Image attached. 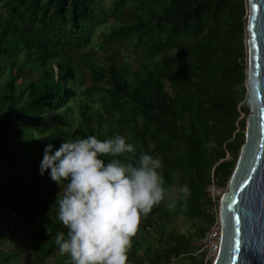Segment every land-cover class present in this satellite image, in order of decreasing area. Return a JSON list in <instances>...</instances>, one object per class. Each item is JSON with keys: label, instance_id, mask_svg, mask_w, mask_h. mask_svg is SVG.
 I'll return each instance as SVG.
<instances>
[{"label": "trees", "instance_id": "1", "mask_svg": "<svg viewBox=\"0 0 264 264\" xmlns=\"http://www.w3.org/2000/svg\"><path fill=\"white\" fill-rule=\"evenodd\" d=\"M247 10L248 0H0V264H69L55 241L68 231L58 184L39 170L66 129L124 135L135 158L164 162L178 199L142 217L129 264H212L201 245L217 217L207 189L213 175L228 184L250 111ZM179 214L193 234L168 227ZM21 229L29 243L5 251Z\"/></svg>", "mask_w": 264, "mask_h": 264}, {"label": "clouds", "instance_id": "2", "mask_svg": "<svg viewBox=\"0 0 264 264\" xmlns=\"http://www.w3.org/2000/svg\"><path fill=\"white\" fill-rule=\"evenodd\" d=\"M243 86L252 89L244 102L264 109V79L246 78ZM126 154L127 161L121 158ZM135 154V145L120 134L100 139L66 129L58 148L51 141L45 145L39 170L61 187L58 218L68 231H59L55 241L69 264H129L142 217L178 199L165 186L162 159L146 151ZM179 190L185 200L191 195L187 184Z\"/></svg>", "mask_w": 264, "mask_h": 264}, {"label": "water", "instance_id": "3", "mask_svg": "<svg viewBox=\"0 0 264 264\" xmlns=\"http://www.w3.org/2000/svg\"><path fill=\"white\" fill-rule=\"evenodd\" d=\"M247 16L248 78L264 79V0H248ZM220 219L221 248L213 264H264V109L250 108Z\"/></svg>", "mask_w": 264, "mask_h": 264}, {"label": "rangeland", "instance_id": "4", "mask_svg": "<svg viewBox=\"0 0 264 264\" xmlns=\"http://www.w3.org/2000/svg\"><path fill=\"white\" fill-rule=\"evenodd\" d=\"M243 116H245V114L243 113L242 114ZM242 116V117H243ZM52 117L54 118L55 116L52 115ZM51 117V118H52ZM48 127L49 128H52L53 127V120H49V123H48ZM45 137L46 135L45 134H38V133H35V139H36V143L38 145L40 144H43L45 142ZM230 157V154H228L227 158ZM0 180H1V176H0ZM223 188H224V193L225 191L227 190V185H223ZM50 183H47L45 185V197H50L51 196V192H50ZM58 190L61 191V187L58 185ZM222 198V196H221ZM221 198L220 200L217 201L216 203V207L213 208L212 207V211H214V213H216L218 216L220 214V204H221ZM51 205V201H50V204L48 206ZM47 206V209L49 208ZM36 207L38 208V214L40 215V212H41V209L44 207V201L43 200H38L36 202ZM38 225H37V228H40L43 223L41 221V218L38 219ZM168 227H170L171 229H174L178 232H182V233H194V221H192L191 219L183 216L182 214H179V215H175L169 222H168ZM14 229V228H13ZM16 230V229H14ZM24 243H29V241H27L26 239V235L23 231V229L19 230V231H11L7 237H6V240H5V243H4V250L5 251H8V250H13L16 248V246L20 245V244H24ZM22 247V246H21ZM22 261V258L20 257L19 259H17V261ZM214 261V260H213ZM213 261H212V264H213Z\"/></svg>", "mask_w": 264, "mask_h": 264}, {"label": "built area", "instance_id": "5", "mask_svg": "<svg viewBox=\"0 0 264 264\" xmlns=\"http://www.w3.org/2000/svg\"><path fill=\"white\" fill-rule=\"evenodd\" d=\"M208 194L217 203L220 200L221 196L224 194V188L220 183L219 179L214 175L212 177V183L208 186ZM222 241V222L219 216L217 215L214 223L210 226L206 234L201 239L202 248L207 250L206 262H212L218 255L221 248Z\"/></svg>", "mask_w": 264, "mask_h": 264}]
</instances>
